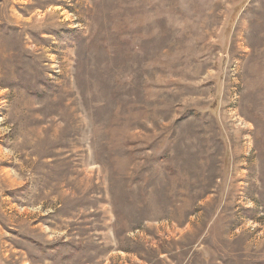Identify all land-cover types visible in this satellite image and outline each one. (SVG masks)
<instances>
[{"label": "rangeland", "instance_id": "rangeland-1", "mask_svg": "<svg viewBox=\"0 0 264 264\" xmlns=\"http://www.w3.org/2000/svg\"><path fill=\"white\" fill-rule=\"evenodd\" d=\"M0 264H264V0H0Z\"/></svg>", "mask_w": 264, "mask_h": 264}, {"label": "bare ground", "instance_id": "bare-ground-1", "mask_svg": "<svg viewBox=\"0 0 264 264\" xmlns=\"http://www.w3.org/2000/svg\"><path fill=\"white\" fill-rule=\"evenodd\" d=\"M7 60H8L7 58H4V62L7 61ZM3 68H4V66H3Z\"/></svg>", "mask_w": 264, "mask_h": 264}]
</instances>
